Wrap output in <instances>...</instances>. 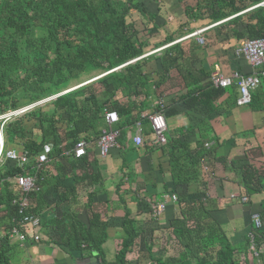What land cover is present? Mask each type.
<instances>
[{
  "label": "trees",
  "instance_id": "obj_1",
  "mask_svg": "<svg viewBox=\"0 0 264 264\" xmlns=\"http://www.w3.org/2000/svg\"><path fill=\"white\" fill-rule=\"evenodd\" d=\"M152 1L156 3L154 11L149 10L143 0H0V114L56 95L7 121L4 126L6 144L20 145L29 156L43 151L50 163L63 159L70 168L84 169L91 152L75 157L72 148L80 138L88 144L96 141L104 125V108L115 110L119 117L116 125L119 143L125 140V128L137 120H145L139 115L141 110L132 112L135 103L145 107L149 105L150 96L158 102L167 88H187L188 80L193 89L183 93L179 102L185 103L190 98L198 106L213 109L211 102L225 88L211 85L209 71L201 67L192 73L185 63L194 50H203L211 39L226 49L231 45L224 46L234 41L264 37V5H259L264 0H177L185 19L178 17L171 30L164 27L169 22L167 13L162 11L166 0ZM131 11H136L142 21H127ZM158 18L162 21L158 22ZM199 21L207 23L201 33L202 44L194 37L178 40L191 33L192 22ZM160 30L163 37L151 44L150 38L160 37ZM169 43L172 44L167 45ZM163 45L167 46L143 56L147 50ZM134 58L138 59L129 62ZM155 59L159 60V68L148 71L147 64ZM116 67L119 68L113 70ZM171 71L176 74L170 76ZM96 75L101 76L62 93L82 78ZM118 94L123 102L115 98ZM138 96L143 100L135 102ZM246 105L264 113V82L250 92ZM158 110L155 104L153 112ZM165 137L163 146L173 191L177 192L179 216L169 220L166 227L169 239H164L161 245L163 249L168 247L171 255L164 257L160 248L158 255L153 256V245H147L150 241L141 246L148 254V264H252L249 239L245 237L240 245L228 240L211 215L203 190L191 194L176 190L199 181V161L206 153L202 143L196 142L195 147L190 148L184 140L167 134ZM47 143L52 148H47ZM7 164L3 171L0 168V179L21 172L13 163ZM231 164L240 173L246 196L261 192L263 176L252 164L246 160ZM206 173H203L204 178ZM40 174L41 171H36L39 184ZM85 178H88L85 172L74 173L73 184ZM13 197L10 184L5 182L0 191V224L5 231L19 218L16 207L11 204ZM29 211L37 215L40 209L35 206ZM73 214H63L49 221L63 225V234L58 236L61 244L72 250L96 252L99 264H129L127 253L140 242L138 236L143 232L135 226L129 212L125 211L121 222L125 234L113 263L106 262L101 251L107 222H102L94 209L86 224ZM259 218L261 227L254 238L256 247L262 245L264 249L261 213ZM3 219L8 223H1ZM8 248L6 232L0 237V264H9ZM259 256L264 259V253Z\"/></svg>",
  "mask_w": 264,
  "mask_h": 264
},
{
  "label": "crops",
  "instance_id": "obj_2",
  "mask_svg": "<svg viewBox=\"0 0 264 264\" xmlns=\"http://www.w3.org/2000/svg\"><path fill=\"white\" fill-rule=\"evenodd\" d=\"M193 23L196 25L191 23L190 27L200 26L203 22ZM244 39L225 45L224 47L231 45L226 49H222L218 41L211 39L203 50L200 48L194 50L185 64L188 69L192 70V73L201 67L205 71H209V75L216 71L224 76H229L234 71L242 75L255 73L259 83L263 84L262 69L250 66L242 58L236 57L234 53L236 46ZM155 52L152 50L143 56ZM153 62H155L154 65L151 69H147L148 71L159 68V60L155 59ZM175 74V71L170 72V76ZM100 76L96 75L77 85L70 86L65 92L89 83ZM151 76H154L152 72ZM191 83L188 80L187 88L180 86L167 88L162 95L161 102H157V98L150 96L149 105L147 104L145 107L135 103L132 112L141 110L139 115L145 119L141 122L136 121L139 123L143 139V144L140 147H135L131 140L136 132L135 122L132 126L125 128V140L117 142V147L112 148L105 157L99 155L95 145L96 141L93 144H88L86 140L78 139L77 141H85L87 143L86 152H91V154L88 153L86 158L88 163L84 169L70 168L63 159H56L54 163L46 161L45 166L39 170L33 168V161L29 162L24 169L26 174L36 176V181H38L36 171H41L40 184L42 185L37 182L40 185V190L29 196L30 207L36 206L40 209L37 215L33 213L39 218V224L36 227L28 228L22 241L16 237L9 239V248L6 253L9 264H89L96 261L99 264V258L95 257L96 252L72 250L61 244L58 241V236L63 234V225L49 223L53 219H59L63 214L75 213V217L86 224L92 209L99 213L102 222H107L106 238L101 245L102 257L106 262L113 263L115 261V254L124 237L125 233L121 222L125 211L133 216L138 230L143 231L138 236L142 242H136L135 247L127 253L126 258L129 264L149 263L145 247H141L145 241H150L147 245L149 243L153 245V256L158 255L157 253L160 252L159 249L164 243L163 240L169 239L166 232L169 220L179 216V207L177 192L173 191L175 189L168 172L166 149L164 144L159 147L152 144L150 124L144 117L154 113L155 104L158 105L165 118L168 136L184 140L190 148H194L196 142L202 143L203 147L205 142L210 145L208 149L204 147L206 153L199 161V181L191 183L187 187H178L176 190L178 192L185 190L188 194L194 193L198 189L203 190L206 196L205 203L209 207L211 215L221 225L226 237L233 245H240L245 237L249 239V233L256 234L257 229L261 227V222L260 227L255 228L251 214L257 213L259 216L261 213L264 217V113L251 110L246 104H237L239 91L236 85L226 87L211 102L213 105L211 110L196 105L190 98H187L185 103L179 102V97L183 93L188 89H193ZM55 97L56 95H52L46 98V101ZM115 98L118 102L124 101L119 94ZM140 100H143L142 96L134 98L135 102ZM160 103L162 107L159 106ZM105 110L113 109L104 108L103 119ZM5 123L2 127L3 149L6 145L5 150L12 149L24 153L30 159L35 158L39 153L29 156L20 145L6 144ZM116 125L117 123L112 127L117 129ZM106 128L107 125L104 121L100 131ZM14 142L18 144L17 141ZM51 146L50 143L46 145L49 149L52 148ZM40 153L45 152L41 151ZM245 160L263 176L261 192L250 196L245 195L240 182V173L238 169H233L231 164ZM7 163L12 164L11 162L1 164L2 171L8 165ZM82 172H85L88 178L78 181L74 185V173L81 175ZM204 172H207L205 178ZM20 173H23V170ZM13 176L1 178L0 183L1 190L5 182L10 184L13 196H15L17 190L11 180ZM70 187L72 192H69ZM171 195H174L175 198L171 199ZM242 197H245L246 200L243 201ZM160 202L163 203V208L158 214H154L151 207ZM1 223L6 224L8 221L3 219ZM7 231L0 224V237ZM254 245L258 250L257 256L249 250L248 244V250L253 257L251 263L264 264V259L259 256L264 253L263 246L256 247L255 238ZM162 251H164L162 252L164 257L171 255V250L168 247Z\"/></svg>",
  "mask_w": 264,
  "mask_h": 264
},
{
  "label": "built area",
  "instance_id": "obj_3",
  "mask_svg": "<svg viewBox=\"0 0 264 264\" xmlns=\"http://www.w3.org/2000/svg\"><path fill=\"white\" fill-rule=\"evenodd\" d=\"M259 5H264V1L259 3ZM257 6V5H256ZM209 27V26H208ZM204 27L195 32L189 33L188 35L178 39H184L189 37H194L196 42L202 44L203 38L201 37V33L206 29ZM178 40L174 41L177 42ZM172 42V43H174ZM169 43L167 45H170ZM164 45V46H167ZM162 46V47H164ZM161 47V48H162ZM159 48V49H161ZM159 49L153 50V52L158 51ZM234 53L236 57L242 58L252 67H259L262 69L264 74V37L254 38V39H244L236 46ZM142 57V56H141ZM139 58V57H138ZM138 58L132 59L129 62H133ZM209 81L211 85L215 88H226L230 85H236L239 91V96L237 99V104L244 105L247 104L250 100V92L257 88L259 85V79L255 73L250 75H242L237 71L232 72L229 76H224L220 74L218 71L213 72L209 76ZM65 92V91H63ZM46 99L37 101L32 104H28L26 106L17 108L15 110H7L4 113L0 114V165L5 163L6 161H10L14 163L18 168L23 170V173L14 175L12 177V182L16 187L15 196L11 199V204L16 207V213L18 215V221L13 224L7 231L8 239L18 238L22 241L25 238V233L30 227H36L39 224V218L29 211L30 202L29 196L30 194L37 193L40 190V185L36 181V176H32L25 173V167L29 162L33 161V168L36 170L42 169L45 166L47 161V157L45 153H39L35 158L30 159L24 153L16 152L15 150L3 149L2 143V127L3 124L12 118L21 115L28 110L32 109L34 106L40 105L45 102ZM162 100H160L161 102ZM162 107V104H159ZM151 128L152 133V144L154 146H161L166 141V131L167 124L162 112L156 111L152 114H148L144 116ZM118 115L114 110H105L104 112V121L107 125V128L102 130L100 135L98 136L95 145L96 149L101 157H105L109 151L117 147V137L119 132L117 129L112 126L118 122ZM136 132L131 137L132 143L135 147H140L143 144V139L140 134L139 123H135ZM209 143L205 142L204 147L206 149L209 148ZM87 143L83 140H79L74 144L73 147V155L75 157H80L86 152ZM1 190V183H0ZM174 195H171V199H174ZM242 200L245 201L246 198L242 197ZM163 208V203H157L151 207L154 214H158ZM252 220L255 228L260 227V220L257 213L251 214ZM249 250L257 256L258 250L254 245V234L249 233Z\"/></svg>",
  "mask_w": 264,
  "mask_h": 264
},
{
  "label": "rangeland",
  "instance_id": "obj_4",
  "mask_svg": "<svg viewBox=\"0 0 264 264\" xmlns=\"http://www.w3.org/2000/svg\"><path fill=\"white\" fill-rule=\"evenodd\" d=\"M144 1V3H145V6L149 9V10H151V11H154L155 10V8H156V3L154 2V1H152V0H143ZM162 7H164L163 9H162V11H165L166 13H169V14H165V16H166V19H168L167 21H169L168 23H166V25L164 26L166 29H168V30H171L173 27H174V25H175V23H176V21L178 20V17H179V19H182L183 21H184V17L182 16V14H181V9H182V6L180 5V3L177 1V0H166V2L165 3H163L162 4ZM135 20H140V21H142V18H141V16L136 12V11H131V13L129 14V16H127V21H135ZM157 21L158 22H160V21H162L161 19H157ZM199 23H200V21H199ZM196 25V23H193L192 22V25ZM207 23H202L200 26H193L194 28L191 30V33L192 32H195V31H197V30H199V29H202V28H204L205 27V25H206ZM162 34H163V31L162 30H160V37L159 36H157V37H155V38H150V43L152 44V43H155L156 41H158L159 39H161L163 36H162ZM184 37V36H183ZM192 42H195L194 41V39L192 40ZM162 47V46H161ZM149 49V48H148ZM151 50H153V49H149V50H147L146 52H149V51H151ZM155 50V49H154ZM154 63L155 62H153V61H150V63H148L147 64V68L148 69H151V67L154 65ZM88 78H82L80 81H78V82H76V83H73L72 84V86L73 85H77V84H79V83H81L82 81H84V80H87ZM7 147H6V145H5V147H4V150L6 149Z\"/></svg>",
  "mask_w": 264,
  "mask_h": 264
},
{
  "label": "water",
  "instance_id": "obj_5",
  "mask_svg": "<svg viewBox=\"0 0 264 264\" xmlns=\"http://www.w3.org/2000/svg\"><path fill=\"white\" fill-rule=\"evenodd\" d=\"M89 264H98V262L96 261V262H93V263H89Z\"/></svg>",
  "mask_w": 264,
  "mask_h": 264
}]
</instances>
